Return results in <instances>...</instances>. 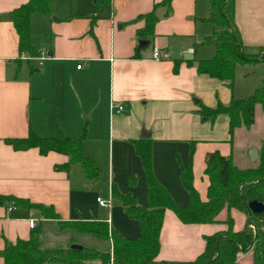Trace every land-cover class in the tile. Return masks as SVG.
<instances>
[{
  "label": "crops",
  "instance_id": "0c3cea01",
  "mask_svg": "<svg viewBox=\"0 0 264 264\" xmlns=\"http://www.w3.org/2000/svg\"><path fill=\"white\" fill-rule=\"evenodd\" d=\"M25 1L0 0V196L50 205L63 221H104L121 236L137 238L139 222L111 197L115 186L138 204H149L136 142L150 143L153 175L180 206L189 203L180 170L191 150L193 186L202 200L208 186L204 169L209 153L230 156L239 169L257 165L264 141L262 105H255L251 127L235 129L231 142L228 117L220 114L208 120L199 110L250 95L264 77V62L237 65L230 88L226 81L199 73L195 61L187 64L190 60L182 59L185 52L192 54L191 60L214 53L212 45L194 47L214 30L202 19L208 13V0H172L169 9L158 5L151 41L138 38L144 20L137 17L162 0H108L98 8L96 0H52L50 15L31 16V49L19 53L11 13ZM233 19L246 50L264 46V0H234ZM34 30L39 38L33 36ZM154 50L162 57L153 58ZM177 59L182 61L175 71ZM114 104L123 110L114 112ZM84 127L82 151L99 169L97 178L88 177L79 163L68 172L56 169L68 161L64 154L14 150L4 142L25 137L29 129L42 137L76 139ZM240 133L251 136L241 146V161L234 151ZM250 148L257 151L255 161L248 156ZM97 198L108 206L99 205ZM233 210L224 208L213 223L185 224L167 209L152 264L195 259L204 249V236L226 230L228 217L234 230L241 229L246 216ZM36 225L43 249L77 244L111 251L109 238L62 228L57 220L42 218L38 211L14 201L0 203V251L6 244L28 239ZM0 264H4L1 255ZM233 264H253V251L241 253Z\"/></svg>",
  "mask_w": 264,
  "mask_h": 264
},
{
  "label": "trees",
  "instance_id": "16d2710c",
  "mask_svg": "<svg viewBox=\"0 0 264 264\" xmlns=\"http://www.w3.org/2000/svg\"><path fill=\"white\" fill-rule=\"evenodd\" d=\"M108 0H96L95 8ZM172 0H162L154 4L151 11L140 14L137 19L144 20V26L138 30L140 40L151 41L154 35V25L158 19L156 7L164 5L170 8ZM52 0H26L12 10L14 28L18 34L19 53H28L32 45L30 20L34 13L50 15ZM234 0H208V13L203 20L210 22L214 30L202 41L194 44L212 45L214 53L210 58L187 61L196 62V69L201 74L226 81L232 88L235 67L243 64L264 62V46L254 52H249L243 45L240 34L235 26ZM182 61H175L177 64ZM256 104L264 107V77L254 91L243 98L232 97L226 105L218 103L214 107L201 106L199 113L204 119L214 120L218 115L228 117L229 142L235 129H249L254 122ZM85 127L76 139L63 135L57 137H42L32 129L25 137L5 138L4 142L14 150L37 148L41 155L57 152L68 156V161L56 165V169L69 171L73 163H79L88 177L97 178L99 169L82 151L85 139ZM135 151L141 160L146 174L149 192L148 206L140 205L129 193L119 192L112 186L111 197L118 201L126 214L136 219L140 225L137 238H125L116 230L110 228L104 221L96 220H61L52 206L31 203L25 199L0 196V203L14 201L19 207L34 209L42 218L57 220L60 227L79 232L92 233L97 237H107L111 241V251H100L81 247L64 249H43L40 245V226L36 225L26 240H17L6 244L0 255L4 264H48L62 262L63 264H152L158 255L160 247V230L164 212L169 209L185 224L213 223L224 209H236L246 216L245 225L233 229L231 217L225 220L227 228L224 231L204 236L203 251L193 260L173 261L171 264H233L241 253L253 251V264H264V210L254 214L248 208L252 200L264 204V141L260 143L257 165L239 169L230 156H223L218 151L211 152L206 157L204 173L208 177L206 199L202 200L193 186L191 154L186 166L180 170V180L189 194V203L180 206L174 202L168 191L156 180L151 166L150 143H135Z\"/></svg>",
  "mask_w": 264,
  "mask_h": 264
},
{
  "label": "water",
  "instance_id": "95a60500",
  "mask_svg": "<svg viewBox=\"0 0 264 264\" xmlns=\"http://www.w3.org/2000/svg\"><path fill=\"white\" fill-rule=\"evenodd\" d=\"M193 58L192 54L189 53V52H185L182 54V59L183 60H191ZM248 156L250 158L251 161H255L256 158H257V151L255 148H250L249 151H248ZM248 208L249 210L254 213V214H257V213H260L264 210V204L260 201H257V200H252L248 203ZM71 248H74V249H80L81 246L80 245H77V244H72L71 245Z\"/></svg>",
  "mask_w": 264,
  "mask_h": 264
},
{
  "label": "rangeland",
  "instance_id": "374dc122",
  "mask_svg": "<svg viewBox=\"0 0 264 264\" xmlns=\"http://www.w3.org/2000/svg\"><path fill=\"white\" fill-rule=\"evenodd\" d=\"M35 18V17H34ZM37 35H39V34H37V32H36V30H34V32H33V36L34 37H38L39 38V36H37ZM261 127H262V125H260V126H258V129H261ZM243 132V131H242ZM261 133H263L262 132V130L260 131ZM255 135L256 134H253L252 136H253V138H251V139H255ZM251 136H249V135H246V133H240L239 135H238V137H237V140H236V143H235V146H234V151H235V153H236V157H238L239 158V161H241V158L239 157L240 155H241V150H242V148H241V146H243L244 145V143L250 138ZM249 151V150H248ZM233 212L234 213H237V215H240L241 217L243 216L242 215V212H240V211H238V210H233ZM224 214H225V211L224 212H222L220 215H219V217H224ZM233 218H234V216H232ZM244 217V216H243ZM240 229V228H239Z\"/></svg>",
  "mask_w": 264,
  "mask_h": 264
},
{
  "label": "built area",
  "instance_id": "2783aa9c",
  "mask_svg": "<svg viewBox=\"0 0 264 264\" xmlns=\"http://www.w3.org/2000/svg\"><path fill=\"white\" fill-rule=\"evenodd\" d=\"M152 56L155 59H159V58L162 57V55L157 50H154L153 51ZM113 109H114V112L120 113L123 110V106L122 105H116V104H114L113 105ZM97 201H98L99 205H101V206H108V204L104 200H102L100 198H97ZM12 205H14V204L12 203ZM13 207L14 206H10L9 208H13ZM31 224H32V226L34 225L33 222Z\"/></svg>",
  "mask_w": 264,
  "mask_h": 264
}]
</instances>
